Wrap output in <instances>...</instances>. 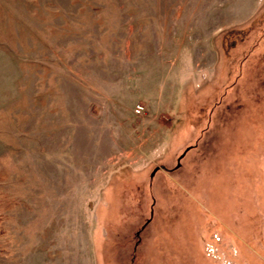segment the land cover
<instances>
[{"label": "rangeland", "instance_id": "1", "mask_svg": "<svg viewBox=\"0 0 264 264\" xmlns=\"http://www.w3.org/2000/svg\"><path fill=\"white\" fill-rule=\"evenodd\" d=\"M0 264H264V0H0Z\"/></svg>", "mask_w": 264, "mask_h": 264}, {"label": "water", "instance_id": "2", "mask_svg": "<svg viewBox=\"0 0 264 264\" xmlns=\"http://www.w3.org/2000/svg\"><path fill=\"white\" fill-rule=\"evenodd\" d=\"M189 149V147L181 154V156L179 158H181L182 156H184V154L186 153V151Z\"/></svg>", "mask_w": 264, "mask_h": 264}, {"label": "built area", "instance_id": "3", "mask_svg": "<svg viewBox=\"0 0 264 264\" xmlns=\"http://www.w3.org/2000/svg\"><path fill=\"white\" fill-rule=\"evenodd\" d=\"M140 108L142 109V107H140V106H139V107H137L138 111H140Z\"/></svg>", "mask_w": 264, "mask_h": 264}]
</instances>
